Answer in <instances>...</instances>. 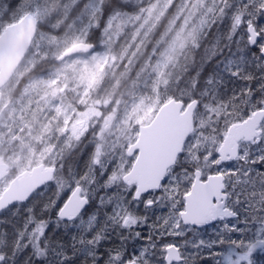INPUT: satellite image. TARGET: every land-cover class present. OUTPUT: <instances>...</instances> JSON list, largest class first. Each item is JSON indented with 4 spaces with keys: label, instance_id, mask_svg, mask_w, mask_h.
Masks as SVG:
<instances>
[{
    "label": "snow or ice",
    "instance_id": "obj_1",
    "mask_svg": "<svg viewBox=\"0 0 264 264\" xmlns=\"http://www.w3.org/2000/svg\"><path fill=\"white\" fill-rule=\"evenodd\" d=\"M208 4L210 20L196 44L199 60L185 65L174 90L158 92L164 93L161 103L175 104L180 113L191 110L194 124L210 115V127L185 137L152 186L143 187L130 171L140 148L130 156L109 153V159L89 145L76 161L74 179L59 165L68 176L59 194L46 180L27 195L0 199V264H264V0ZM128 8L121 0L101 4L97 15L105 22L97 20L93 35L108 33L111 19ZM72 48L92 55L96 45L74 43L66 51ZM105 66L98 65L101 71ZM234 124L250 131L226 157L220 143ZM209 134L216 143L205 139ZM194 177L207 187L190 210L187 186ZM214 178L219 183L209 184ZM77 193L78 210L65 215ZM61 225L72 234L70 243L63 231L53 235Z\"/></svg>",
    "mask_w": 264,
    "mask_h": 264
},
{
    "label": "flooded vegetation",
    "instance_id": "obj_2",
    "mask_svg": "<svg viewBox=\"0 0 264 264\" xmlns=\"http://www.w3.org/2000/svg\"><path fill=\"white\" fill-rule=\"evenodd\" d=\"M197 1L162 0L164 12L154 27L109 28V32L103 36L93 35V32L96 31L95 27H92V31H89V27L80 29L68 27L64 30L61 36L73 35V32L78 33V38L73 44L90 42L96 45L93 54L102 51L108 53L109 63L103 68L102 81L99 84L100 93L97 97L101 105L97 110L102 111L103 116L93 120L85 114L88 102H80V94L74 91L67 92L65 91L66 88L58 92L61 95L59 99L61 100V106H63L62 109L59 107H55V110L51 107L48 108L47 106H52V104L43 103L44 93L41 89H37L29 97V99L33 98L35 102L33 108L28 99V102H26L25 94L23 103L13 104V107H4L5 97L14 79H17L18 83L14 89L15 91L9 94V99H16L21 95L23 93L22 89L27 84L36 82V80H46L49 74L59 71L61 63L65 60L90 56L85 48L86 51L79 50L63 60H57L65 50L72 47V44L58 57L42 58V54L39 51L36 52V49L34 50L35 42L40 37L37 30L25 56L19 62L11 77L0 87V175L3 173L2 166L5 167L4 174L0 176V187L2 186L5 190L11 180L18 174L14 168H10V153L20 155L25 163L29 157L31 158L34 164L22 171L30 170L34 166L53 168L51 180L57 185V194L67 187L68 179V176L61 171L59 165L62 163L64 169L69 174H73L74 179V174L77 171L76 161L79 160L89 145L95 146L98 155L101 156L102 154L104 158L110 159L109 153L117 155V148H121L126 156H130L135 150H130V148L138 139L139 127L149 124L160 106L167 102L165 100L161 103L164 93L158 92V89L168 88L169 91L174 90L176 87L174 82L184 74L185 65H191L193 58L199 60L200 52L197 51L196 44L203 39L200 34L202 28L190 29L191 20L196 18L194 9H197L199 15L200 3L192 5ZM188 18H190V21H187ZM207 20H210V17ZM96 22L97 20L95 24ZM3 29L4 27L1 29L0 34ZM61 36L50 39L64 38ZM186 54L189 56L188 60L184 59ZM119 57H123V60L116 64L115 61ZM160 59H163V67L159 82L156 84V92H153V95L159 97L156 109L147 122L142 125L131 126L129 133H126V131V135L124 134L118 138L120 134L111 133V131H123L126 125L103 123V121L106 117L122 115L128 106L136 103L137 92L148 79L147 72ZM170 80L173 81L172 84H169ZM126 85H130L129 91H123ZM14 96L16 98H13ZM55 97L53 98L56 99ZM63 112L66 113V121L64 118L59 117L63 116ZM195 129L196 124H194V131ZM226 133L224 132V138ZM131 134L133 136L129 139L128 136ZM223 142L220 143V147ZM125 144L128 145V148L124 147ZM110 145H113V149L107 153H102L101 148ZM228 155L230 154H227L226 157ZM136 161L137 159L133 161L132 168ZM126 162L127 160H125ZM151 174L158 177V169L155 168ZM194 183L196 186V194L193 199L195 206L204 194L207 185L201 183L198 177H194L193 183L187 186L188 196ZM217 183L219 181L216 178L209 181V184L215 185ZM153 184L155 182H152L150 186ZM180 191L183 193L185 189L181 188ZM186 199L188 201V197ZM38 200H47V195L38 197Z\"/></svg>",
    "mask_w": 264,
    "mask_h": 264
},
{
    "label": "rangeland",
    "instance_id": "obj_3",
    "mask_svg": "<svg viewBox=\"0 0 264 264\" xmlns=\"http://www.w3.org/2000/svg\"><path fill=\"white\" fill-rule=\"evenodd\" d=\"M100 2L101 0H90L84 10V13L81 14L75 22H73L70 28L80 29L87 27L91 17H98V15L95 14ZM197 3H200L199 15L197 9H194L196 11V18L195 20H191V30L195 29V27L197 29H201L202 24H204V22L209 18L207 13V9L210 6L208 4V0H198L196 3H192V5L194 6ZM163 12L164 5L160 3V5L155 10L154 7L149 8L143 11V13L132 18H121L120 16H115L109 22V28H127V25H134V27H154L155 24L159 21ZM95 18L90 22L91 24H95ZM187 21H190V18H188ZM64 30L65 29L60 30V33L63 34ZM39 34L40 37L35 42L34 50L36 49V52L39 51L42 54V58L58 57L78 38L77 32H73V35L61 36L64 38L58 40H51L50 38H53L52 36H44L41 33ZM107 57L108 53L106 51H102L86 57H76L67 59L63 63H61L59 71L49 74L46 80H36V82L27 84L22 89L23 93L21 95H19L17 98L16 96L13 97L16 99H9V94L15 91L14 89L18 83V80L14 79V81L11 82L9 86L8 94L5 97L4 107H11L13 104L23 103L25 94L26 102H28V99L32 103L31 107L33 108L35 107V102L33 98L29 99V97L33 93H35L37 89H41V91L44 93L43 103L46 104L47 102L49 104H52V106H47L48 108L51 107L55 110V107H59L60 109H62L63 106H61V100L59 99L61 95H59L58 92L63 91L66 88L65 91L67 92L74 91L75 93L80 94V102H88L85 114L88 115L90 119L93 120L94 118L101 117L103 116V112L97 110L101 106L99 100H97V97L100 93L99 84L102 81L101 74L103 70L101 71L98 65H100L101 62L104 65L108 64L109 61ZM121 60H123V57H119V59L115 61V63L117 64L118 62H121ZM162 67L163 59H160L158 63L147 72L146 76L148 77V79L145 83L142 84L141 89L138 90L136 103L132 104L131 106H128L122 115L106 117L103 121V123L126 125V128L123 131H111V133L115 132L116 134H120L118 138L123 136L124 134L126 135V133H129L131 126L142 125L147 122L154 110L156 109L159 97L158 95H153V92H156V84H158L159 82ZM83 80H87L88 82L86 87H81V83ZM53 81H58V83L53 84ZM129 90L130 85H126L123 89V91ZM51 93H53L54 95ZM54 96H56V99L53 98ZM62 115L63 116L59 117L64 118L66 121V113L63 112ZM209 120H211L210 115L204 121L200 122L199 124H196V129L199 127L206 126L210 127V125L208 124ZM199 135L204 136V133L201 132L199 133ZM132 136L133 134L129 135V139L132 138ZM205 139L211 143L217 142L215 136H212L211 134L205 137ZM201 146H203V143H201ZM111 149H113V145H110L109 147L103 146V148H101L102 153H107ZM117 149L119 151H123L121 148ZM100 157H102V154ZM9 159L11 162L10 168H14L17 173L34 164L32 163L30 157L28 158V160H26L25 163L24 160L20 157V155L17 154L10 153Z\"/></svg>",
    "mask_w": 264,
    "mask_h": 264
},
{
    "label": "water",
    "instance_id": "obj_4",
    "mask_svg": "<svg viewBox=\"0 0 264 264\" xmlns=\"http://www.w3.org/2000/svg\"><path fill=\"white\" fill-rule=\"evenodd\" d=\"M37 27L36 17L32 13L24 14L18 21L7 25L0 34V87L11 77L19 62L24 57L35 35ZM79 50L72 48L71 52L65 51L58 60L70 56ZM1 97V94H0ZM193 114L189 110L180 113L175 104L165 102L156 112L153 120L146 126L139 127L137 141L130 150L140 148V154L133 168L130 170L134 180L139 181L143 187H148L152 182L157 183L162 174L174 161L176 153L180 150L186 136L193 132ZM242 124L232 125L220 147L222 154L236 152L238 142L244 132H249ZM158 169L159 176H152ZM5 167L2 166V174ZM0 175V176H1ZM53 168L34 166L15 176L4 190L0 199L16 198L27 195L36 185L51 180ZM196 194L195 183L188 197L189 209L194 207L193 199ZM80 206L79 193L69 202L65 215L77 211Z\"/></svg>",
    "mask_w": 264,
    "mask_h": 264
},
{
    "label": "trees",
    "instance_id": "obj_5",
    "mask_svg": "<svg viewBox=\"0 0 264 264\" xmlns=\"http://www.w3.org/2000/svg\"><path fill=\"white\" fill-rule=\"evenodd\" d=\"M89 1L90 0H18L16 7L12 9L9 7L11 0H0V31L5 25L15 22L21 15L31 11L38 16L37 28L39 33L44 36L60 37V30L70 27L73 22L84 13ZM161 1L162 0H121V3L129 5V8L121 10L116 16H120L121 18L135 17L149 8L154 7L156 9ZM108 2L109 0H101L95 15L99 12L100 5ZM77 4L79 8H74V5ZM94 18H91L89 22ZM96 20H99L101 24L105 22L103 18L99 16L96 17ZM90 24L91 23H89L87 27H89ZM91 25L95 27L96 24ZM132 27H134V25H127V28ZM184 59H189L188 54H186ZM55 231H63L68 235L66 243L71 242L72 234H69L63 225H61L60 229H54L53 235ZM0 239L4 238L0 237Z\"/></svg>",
    "mask_w": 264,
    "mask_h": 264
},
{
    "label": "bare ground",
    "instance_id": "obj_6",
    "mask_svg": "<svg viewBox=\"0 0 264 264\" xmlns=\"http://www.w3.org/2000/svg\"><path fill=\"white\" fill-rule=\"evenodd\" d=\"M63 151V150H62Z\"/></svg>",
    "mask_w": 264,
    "mask_h": 264
}]
</instances>
